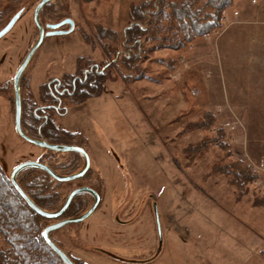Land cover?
Here are the masks:
<instances>
[{"label": "rangeland", "instance_id": "374dc122", "mask_svg": "<svg viewBox=\"0 0 264 264\" xmlns=\"http://www.w3.org/2000/svg\"><path fill=\"white\" fill-rule=\"evenodd\" d=\"M31 1L0 0V31L20 6L32 11L38 2L32 6ZM141 2H50L45 22L56 25L72 19L75 30L46 36L25 70L26 119L32 106L46 105L40 86L52 82L56 91L58 84L53 83L77 73L81 58L82 68L90 60L105 70V62L115 58L107 57L103 44L94 50L82 33L94 35L100 26L122 36L130 24L131 6ZM223 25L184 53L152 51L160 41L150 37L144 43L138 75L142 79L122 82L119 76L131 74L119 63V75L116 70L117 76L112 70L108 75L121 80L107 81L100 96L81 104L63 99L65 115L48 114L60 127L84 138L92 178L103 179L99 209L87 221L53 234L74 259L87 264H264V3L235 0L224 13ZM159 26L153 29L155 37ZM27 28L24 23L17 32ZM35 31L28 51L38 40ZM6 41L1 38L0 44ZM14 76L2 82L0 73V85H8L6 92L0 88V97L7 96L12 105ZM203 112L216 119L210 134L188 129ZM218 129L228 147L213 143L191 159L189 147L216 137ZM5 139L0 143L6 149L16 148L7 134ZM39 151L37 161L45 149ZM13 156H5L10 166ZM59 157L62 165L71 162L66 154ZM235 161L257 174L243 191L230 172ZM5 174L10 178L12 171ZM89 184L81 180L62 185V198Z\"/></svg>", "mask_w": 264, "mask_h": 264}, {"label": "trees", "instance_id": "16d2710c", "mask_svg": "<svg viewBox=\"0 0 264 264\" xmlns=\"http://www.w3.org/2000/svg\"><path fill=\"white\" fill-rule=\"evenodd\" d=\"M155 1L157 0H143V2L131 6L130 24L122 36L100 26L96 28L94 35L82 33L84 41L91 45L94 50L98 43L103 44L107 57H114L115 59L107 60L102 66L105 70L102 71L103 68L99 69L98 66L92 65L90 60L87 66L82 68V61L85 58H81L78 62L77 73L66 74L61 80H56L53 83L58 84L56 91L52 88V82L41 86V93L46 105L43 107L32 106L28 119H26L24 111L22 76L20 81L22 128L26 136L39 141L44 140L52 145L79 146L87 150L85 140L81 135L60 127L59 123L51 119L48 114L55 112L58 116L65 115L66 109L62 104L63 99H68L74 104H81L89 98L100 96L107 81L117 82L122 79V82L127 83L129 78L142 79L143 77L140 76L141 78H139L138 75L141 69V62L145 56V41L149 40L150 37L160 41V47L152 51L168 48L173 52L184 53L197 39L206 37L223 28L224 13L232 6L235 0ZM37 2L39 0H32L31 5H35ZM50 4L52 3L47 4L40 12V21L43 25L46 23L45 18H47V9ZM27 10L28 8L25 5L20 6L17 13L5 21L6 25L4 28L16 16H18V20L22 18ZM161 21L164 22L162 27L159 26ZM157 25L160 32L158 31L159 33L156 34L159 35L155 37L153 29ZM119 63L131 75L124 76V78L119 76L121 79L117 77L110 79L108 74L111 70L112 72L116 70L119 75ZM7 87L8 85H0V88L3 89L2 92H6ZM42 112L44 113L42 114ZM202 115L200 121L190 125L188 129L206 130L210 134L216 124L215 116L209 112H203ZM216 133V137L208 140L204 139L196 146H193V148L189 147L187 153L191 154V159L203 153L213 143L220 144V147H228L226 143H222L225 137L223 130L218 129ZM65 154L70 156L71 162L62 165L59 156ZM52 160L57 165L51 162ZM39 161L48 165L59 176L77 174L84 170L86 166L84 156L77 152L63 153L45 150ZM231 168L234 169L230 171V169L218 167V170H227L228 173L232 172L235 177V184L240 191H243L244 186L257 177V174L253 173L249 166H243L239 161H235ZM222 173L225 174V172ZM98 178L93 179L92 171H89L81 179L61 183L49 176L45 171L35 167L25 168L16 176L17 182L31 200L49 213L58 212L72 191L62 198V185L77 183L81 180L88 181L90 183L89 187L99 193L101 205L103 202L101 189L103 185L101 186L100 183L103 182V179L102 177ZM94 201L95 198L91 193H80L74 198L70 207L61 218L46 219L29 207L0 165V243L4 244L0 248V264H64L45 241L43 232L46 227L52 224L51 221L75 219L82 216L91 208ZM57 231L50 235L52 241L75 264H87L74 259L53 238V234ZM261 256L264 257V251L261 252Z\"/></svg>", "mask_w": 264, "mask_h": 264}, {"label": "water", "instance_id": "95a60500", "mask_svg": "<svg viewBox=\"0 0 264 264\" xmlns=\"http://www.w3.org/2000/svg\"><path fill=\"white\" fill-rule=\"evenodd\" d=\"M52 1L53 0H41L36 5V7L34 9V23H35L37 30L39 32L38 40H37L36 44L26 54L24 60L22 61L21 65L18 68V70L14 76V79H13L14 107H15V111H14L15 112V115H14L15 128H16L18 135L23 140H25L26 142H28L34 146L41 148V149L51 150V151H55V152H63V153H68V152L80 153L81 155L84 156V158L86 160V166H85L84 170H82L81 172H79L77 174H73L70 176H59V175H56L48 165L41 163L40 161H37V160H30V161H26V162L18 165L12 171L10 179H11L12 184L16 188V190L19 192V194L25 200V202L29 205V207L35 213H37L38 215H40L46 219L61 218L64 215V213L67 211V209L70 207L74 198L77 195H79L80 193L89 192L94 196L95 201H94L93 205L91 206V208L85 214H83L82 216L75 218V219L60 220V221L46 227L44 232H43V237H44L45 241L48 243V245L51 247V249L60 257V259L64 262V264H75L72 261V259L52 241L50 235L52 233H54L55 231L60 230V229L66 227V226H69L71 224H80V223L87 221L96 212V210H97V208L101 202V197H100L99 193L97 191H95L93 188L88 187V186L79 187V188L73 190L69 194V196L66 199L63 207L58 212L49 213V212H46L43 209H41L39 206H37L31 200V198L25 193V191L21 188V186L19 185V183L16 180L17 174L20 171H22L23 169L28 168V167L39 168V169L45 171L49 176H51L55 180L62 182V183L72 182V181L81 179L91 169V160H90V157H89L87 151L84 148L79 147V146L52 145V144H48L44 140L43 141L35 140V139L29 138L28 136H26L25 133L23 132V128H22V98H21V94H20V81H21V78H22L25 70L27 69L30 61L32 60V58L36 54L37 50L43 44L46 36L58 35V34H67V33L73 32L75 30L74 21L72 19H66L59 24L48 25L47 28L52 30V31L47 33V34L45 33V28L42 26V24L40 23V20H39V13L45 5H47L48 3L52 2ZM17 21H18V16H16L4 29H2L0 31V39L3 38L15 26ZM66 25H68L70 27L68 30H66V31L59 30L60 28L66 26Z\"/></svg>", "mask_w": 264, "mask_h": 264}, {"label": "crops", "instance_id": "0c3cea01", "mask_svg": "<svg viewBox=\"0 0 264 264\" xmlns=\"http://www.w3.org/2000/svg\"><path fill=\"white\" fill-rule=\"evenodd\" d=\"M24 23H26L28 27L26 29V32L24 31L18 33L17 30L21 29ZM36 29L37 28L34 24L32 10L25 13V15L19 20V22H17L15 26L3 37V39H6L7 41L0 44V55L2 57L0 63V73L1 76H3L2 82L8 81L13 78L21 59L25 55L26 51H28L27 49H29L31 46L29 45V43H31L34 39L36 35ZM25 34L26 41L24 40ZM17 35L20 36L16 38ZM13 57L14 59L16 57V59L14 60ZM46 83L47 82L43 83L42 85ZM0 98L3 107V109L0 110V138L5 142L7 134L13 140L14 145H16V148H10L8 146L10 149H6L3 144L0 143V165L5 173L8 174V172L13 171L16 165L22 161L37 160L41 153H39L40 151L37 146L26 142L18 135L15 128L13 105L11 104L7 96H1ZM10 153L11 157L14 155V161L11 166L9 165V161L5 159V156L9 155Z\"/></svg>", "mask_w": 264, "mask_h": 264}, {"label": "flooded vegetation", "instance_id": "af4514ba", "mask_svg": "<svg viewBox=\"0 0 264 264\" xmlns=\"http://www.w3.org/2000/svg\"><path fill=\"white\" fill-rule=\"evenodd\" d=\"M40 1H41V0H40ZM40 1H39V2H40ZM39 2H38V3H39ZM45 6H46V5H45ZM45 6H44V7H45ZM35 7H36V6H35ZM44 7H43V8H44ZM43 8H42V9H43ZM34 9H35V8H34ZM34 9H32V10H33V19H34ZM42 9H41V10H42ZM29 11H30V10H29ZM40 12H41V11H40ZM24 15H25V14H24ZM24 15H23V16H24ZM23 16H22V17H23ZM20 19H21V18H20ZM20 19H19V20H20ZM19 20H18V21H19ZM39 20H40V13H39ZM65 20H66V19H65ZM18 21H17V22H18ZM40 23H41V21H40ZM41 24H42V23H41ZM42 25H43V24H42ZM48 25H50V24H49V23H45V25H44L45 33H46V34L52 31V30H50V29L47 28ZM66 26H68V25H66ZM64 27H65V26H64ZM59 30L64 31L63 27L60 28ZM38 36H39V32H38ZM44 40H45V39H44Z\"/></svg>", "mask_w": 264, "mask_h": 264}, {"label": "built area", "instance_id": "2783aa9c", "mask_svg": "<svg viewBox=\"0 0 264 264\" xmlns=\"http://www.w3.org/2000/svg\"><path fill=\"white\" fill-rule=\"evenodd\" d=\"M252 3L254 5H260L262 3H264V0H252ZM197 93H199L198 91H196ZM263 167H264V161H263Z\"/></svg>", "mask_w": 264, "mask_h": 264}]
</instances>
